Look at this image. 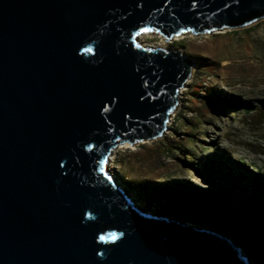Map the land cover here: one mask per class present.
Here are the masks:
<instances>
[{"label": "water", "instance_id": "95a60500", "mask_svg": "<svg viewBox=\"0 0 264 264\" xmlns=\"http://www.w3.org/2000/svg\"><path fill=\"white\" fill-rule=\"evenodd\" d=\"M263 19L264 0H0V264H254L227 231L144 212L107 168L165 134L199 63L142 34Z\"/></svg>", "mask_w": 264, "mask_h": 264}, {"label": "rangeland", "instance_id": "374dc122", "mask_svg": "<svg viewBox=\"0 0 264 264\" xmlns=\"http://www.w3.org/2000/svg\"><path fill=\"white\" fill-rule=\"evenodd\" d=\"M144 43L181 49L199 63L165 134L118 147L110 174L144 212L220 231L213 225L212 207L222 188L240 199L264 189V19L240 29L181 35L168 43L148 35ZM240 199L231 197L229 206ZM260 204L264 208V201ZM226 219L222 226L231 231L224 232L254 264H264L259 252L264 221L241 242V224Z\"/></svg>", "mask_w": 264, "mask_h": 264}, {"label": "trees", "instance_id": "16d2710c", "mask_svg": "<svg viewBox=\"0 0 264 264\" xmlns=\"http://www.w3.org/2000/svg\"><path fill=\"white\" fill-rule=\"evenodd\" d=\"M230 104L232 106V102ZM257 187L259 188L260 186L258 185ZM219 192L216 200L218 204L212 207L213 225L223 231L230 232L231 230L222 226V223L227 220L226 217L229 218L231 216L236 222L241 224L239 238L241 242L252 237L259 230L260 223L264 221V208L260 204L264 201V189L262 193L257 189L245 192V196L242 199L231 195V192L226 188H222ZM231 197L240 200H235L229 206ZM238 203L240 204L238 205ZM259 252H261V261L264 262V246Z\"/></svg>", "mask_w": 264, "mask_h": 264}, {"label": "bare ground", "instance_id": "6f19581e", "mask_svg": "<svg viewBox=\"0 0 264 264\" xmlns=\"http://www.w3.org/2000/svg\"><path fill=\"white\" fill-rule=\"evenodd\" d=\"M148 35H141L140 37H139V40H140V42H141V44L142 45H144V46H147V47H157V46H163L164 47V45H154V46H149V45H146L145 43H144V40H145V38L147 37ZM192 37V36H191ZM184 38V37H183ZM172 116H173V114H172ZM171 116V117H172ZM173 119L172 118H170V121H169V124L168 125H170L171 124V121H172ZM122 147V146H121ZM124 147H128V145H124ZM116 151V150H115ZM113 154V153H112ZM112 157H111V160H110V164L108 165V168H107V170H108V173H110V170H109V167L111 166V163H112V161H113V155H111ZM113 178H114V180L116 181V183H117V185L118 186H121L120 185V182L117 180L118 178H117V176H115V175H111ZM122 187V186H121ZM124 189V188H123ZM124 191H125V189H124ZM133 199V198H132ZM133 201H135V199H133ZM136 202V201H135ZM136 206H138L139 207V203H137L136 202Z\"/></svg>", "mask_w": 264, "mask_h": 264}, {"label": "snow or ice", "instance_id": "6c2138e0", "mask_svg": "<svg viewBox=\"0 0 264 264\" xmlns=\"http://www.w3.org/2000/svg\"><path fill=\"white\" fill-rule=\"evenodd\" d=\"M111 238H112V239H115V238H116L115 234H113Z\"/></svg>", "mask_w": 264, "mask_h": 264}, {"label": "clouds", "instance_id": "9594fccd", "mask_svg": "<svg viewBox=\"0 0 264 264\" xmlns=\"http://www.w3.org/2000/svg\"><path fill=\"white\" fill-rule=\"evenodd\" d=\"M121 235H123L122 233H121ZM116 239V238H115ZM115 239H113V240H115Z\"/></svg>", "mask_w": 264, "mask_h": 264}, {"label": "built area", "instance_id": "2783aa9c", "mask_svg": "<svg viewBox=\"0 0 264 264\" xmlns=\"http://www.w3.org/2000/svg\"><path fill=\"white\" fill-rule=\"evenodd\" d=\"M182 94V93H181Z\"/></svg>", "mask_w": 264, "mask_h": 264}]
</instances>
